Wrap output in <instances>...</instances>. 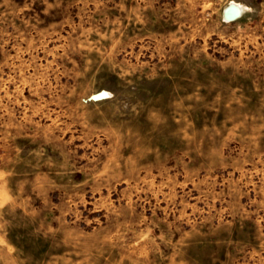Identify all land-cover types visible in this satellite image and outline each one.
I'll return each instance as SVG.
<instances>
[{
	"label": "rangeland",
	"instance_id": "obj_1",
	"mask_svg": "<svg viewBox=\"0 0 264 264\" xmlns=\"http://www.w3.org/2000/svg\"><path fill=\"white\" fill-rule=\"evenodd\" d=\"M0 264H264V0H0Z\"/></svg>",
	"mask_w": 264,
	"mask_h": 264
},
{
	"label": "bare ground",
	"instance_id": "obj_2",
	"mask_svg": "<svg viewBox=\"0 0 264 264\" xmlns=\"http://www.w3.org/2000/svg\"><path fill=\"white\" fill-rule=\"evenodd\" d=\"M243 5L239 2H234L232 5L225 10V15L231 19H235L239 14L242 13Z\"/></svg>",
	"mask_w": 264,
	"mask_h": 264
}]
</instances>
